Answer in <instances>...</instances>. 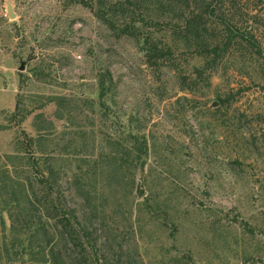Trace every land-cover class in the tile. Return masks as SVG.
I'll use <instances>...</instances> for the list:
<instances>
[{"label": "rangeland", "instance_id": "obj_1", "mask_svg": "<svg viewBox=\"0 0 264 264\" xmlns=\"http://www.w3.org/2000/svg\"><path fill=\"white\" fill-rule=\"evenodd\" d=\"M97 1L0 0V171H12L9 156L30 157L17 153L23 133L37 136L39 113L55 121L49 102L65 97L96 158L128 133L148 141L134 174L140 221L106 215L111 258L122 242L140 264H264V0H219L221 19L253 38L235 40L213 72L173 36L183 35L180 11L142 3L133 11L145 22L127 32L130 20L111 27ZM205 21L211 45L226 40L217 18ZM148 39L170 50L165 60L148 61ZM54 123L56 135L65 122ZM9 236L0 204V244Z\"/></svg>", "mask_w": 264, "mask_h": 264}, {"label": "trees", "instance_id": "obj_2", "mask_svg": "<svg viewBox=\"0 0 264 264\" xmlns=\"http://www.w3.org/2000/svg\"><path fill=\"white\" fill-rule=\"evenodd\" d=\"M148 1H155L171 14L176 11L183 14L182 37L177 35L175 28L172 34L186 47L196 46L200 50L205 70L216 71L235 40L240 38L251 43L253 38L252 33L233 32L221 19L217 7L219 0H98L97 6L106 24L113 27L114 18L120 16V20H130L129 26L122 30L133 32L137 24L145 22L136 18L138 15L133 8ZM74 2L85 4L84 0ZM214 18L225 27L227 37L211 45L206 36L209 25L205 20ZM145 44L149 62L165 60L170 53V50L159 49L152 39ZM205 70L196 71L201 76ZM100 86L102 108H106L103 101L106 87L105 84ZM231 99L233 97L229 96L222 104H230ZM66 101L65 97H55L49 102L55 106L54 120L65 122L62 131L53 135L52 132L57 131L55 121L39 113L36 116L40 121L36 127L37 136L33 138L23 133L27 144L17 150L18 155L27 153L30 157L9 156L12 171H0L1 210L7 213L10 221V236L0 244V264H140L136 249L127 252L122 242L117 257L111 258L109 240L102 233L106 215L111 210L113 217H125L130 224L133 220V226L140 221L145 203H137L133 218L134 174L142 157L148 156V141L145 135L128 133L126 145H116L111 140L109 144L115 146L114 149L105 148L96 158L86 144L88 134L78 131L82 129L79 125L81 115H76ZM19 105L18 102V108ZM28 115L30 113L20 114V121H25ZM51 145L55 147L50 149ZM73 199L81 202V209ZM113 241L116 245L118 237Z\"/></svg>", "mask_w": 264, "mask_h": 264}, {"label": "water", "instance_id": "obj_3", "mask_svg": "<svg viewBox=\"0 0 264 264\" xmlns=\"http://www.w3.org/2000/svg\"><path fill=\"white\" fill-rule=\"evenodd\" d=\"M23 70V69H22ZM138 196H141V193H140V191L138 190Z\"/></svg>", "mask_w": 264, "mask_h": 264}]
</instances>
